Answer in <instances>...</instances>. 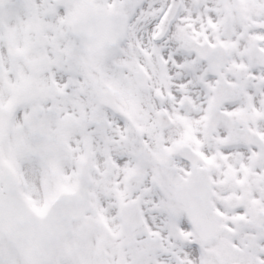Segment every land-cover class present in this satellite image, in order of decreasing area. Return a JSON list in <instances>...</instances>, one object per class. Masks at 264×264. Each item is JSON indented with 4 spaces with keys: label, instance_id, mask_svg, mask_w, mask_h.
Here are the masks:
<instances>
[{
    "label": "snow or ice",
    "instance_id": "snow-or-ice-1",
    "mask_svg": "<svg viewBox=\"0 0 264 264\" xmlns=\"http://www.w3.org/2000/svg\"><path fill=\"white\" fill-rule=\"evenodd\" d=\"M0 264H264V0H0Z\"/></svg>",
    "mask_w": 264,
    "mask_h": 264
}]
</instances>
